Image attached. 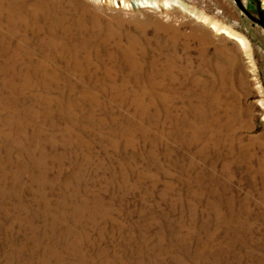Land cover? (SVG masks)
I'll return each instance as SVG.
<instances>
[{"label": "rangeland", "instance_id": "374dc122", "mask_svg": "<svg viewBox=\"0 0 264 264\" xmlns=\"http://www.w3.org/2000/svg\"><path fill=\"white\" fill-rule=\"evenodd\" d=\"M0 264H264V27L0 0Z\"/></svg>", "mask_w": 264, "mask_h": 264}, {"label": "water", "instance_id": "95a60500", "mask_svg": "<svg viewBox=\"0 0 264 264\" xmlns=\"http://www.w3.org/2000/svg\"><path fill=\"white\" fill-rule=\"evenodd\" d=\"M239 8L252 20L256 21L257 23L261 24L264 27V13L262 10H259V17L253 16L242 4L241 0H236Z\"/></svg>", "mask_w": 264, "mask_h": 264}, {"label": "bare ground", "instance_id": "6f19581e", "mask_svg": "<svg viewBox=\"0 0 264 264\" xmlns=\"http://www.w3.org/2000/svg\"><path fill=\"white\" fill-rule=\"evenodd\" d=\"M156 6V5H155Z\"/></svg>", "mask_w": 264, "mask_h": 264}]
</instances>
